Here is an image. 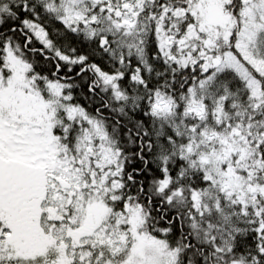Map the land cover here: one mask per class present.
Segmentation results:
<instances>
[{"label": "snow or ice", "instance_id": "6c2138e0", "mask_svg": "<svg viewBox=\"0 0 264 264\" xmlns=\"http://www.w3.org/2000/svg\"><path fill=\"white\" fill-rule=\"evenodd\" d=\"M0 264H264V0H0Z\"/></svg>", "mask_w": 264, "mask_h": 264}]
</instances>
